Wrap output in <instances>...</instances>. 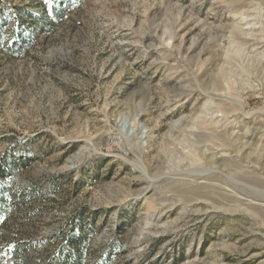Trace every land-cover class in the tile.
<instances>
[{
    "label": "rangeland",
    "instance_id": "obj_1",
    "mask_svg": "<svg viewBox=\"0 0 264 264\" xmlns=\"http://www.w3.org/2000/svg\"><path fill=\"white\" fill-rule=\"evenodd\" d=\"M9 163L0 264H264V0H0Z\"/></svg>",
    "mask_w": 264,
    "mask_h": 264
},
{
    "label": "trees",
    "instance_id": "obj_2",
    "mask_svg": "<svg viewBox=\"0 0 264 264\" xmlns=\"http://www.w3.org/2000/svg\"><path fill=\"white\" fill-rule=\"evenodd\" d=\"M61 11H57V16ZM16 170L14 163H9L2 168L0 166V176L3 173L12 174ZM9 203L4 195L0 193V212H8ZM77 230H71L66 238L64 246L59 248V252L54 256L52 264H85L84 248L87 242V235L83 232L81 224L76 225Z\"/></svg>",
    "mask_w": 264,
    "mask_h": 264
}]
</instances>
